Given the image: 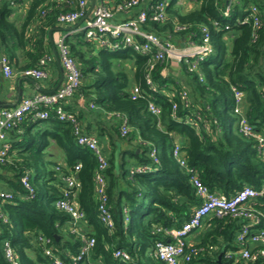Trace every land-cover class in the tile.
<instances>
[{
  "label": "trees",
  "instance_id": "1",
  "mask_svg": "<svg viewBox=\"0 0 264 264\" xmlns=\"http://www.w3.org/2000/svg\"><path fill=\"white\" fill-rule=\"evenodd\" d=\"M24 1L28 9L18 23L12 8ZM76 1L0 2V55L7 57L14 72L39 67L45 56L51 58L49 69L53 62L47 32L60 25L58 17L73 10ZM184 1L194 7L186 10ZM161 2L166 4L165 16L156 22L149 8ZM253 7L256 12L251 17ZM146 10L143 29L174 45L184 40L185 45L201 46L207 34L211 53L201 60L186 58L180 64L187 90L184 83L162 75L169 61L155 62L149 69L151 52L136 53L128 46L117 51L100 49L95 40L85 39L81 32L64 38L82 75L71 99H82L85 108L93 106L91 114L100 120L96 137L105 134L113 147L104 171L112 229L98 220L96 158L76 145L74 128L58 121L54 106L42 107L48 118L25 116L13 131L19 139L10 143L6 162L0 164V186L15 195L12 203L0 208V215L6 218L3 221L0 217V264H9L4 256L6 246L13 251L16 264H50L43 247L35 241L37 236L50 239L54 253L64 264H71L81 245L80 236L68 232L69 217L55 204L66 188L62 176L70 174L76 165L80 166L75 174L80 187L74 191V201L84 214L86 236L96 241L90 255L79 264H162L154 246L166 243L167 232L181 227L201 203L193 177L209 192L225 197L245 186L262 192L248 206L258 218L257 226L262 227L264 157L254 140L238 132L232 87L243 92L244 116L257 133L264 135V0H150ZM147 76L155 92L145 84ZM132 87L142 92L135 99ZM165 90L171 91V97L163 95ZM182 93L188 97L185 104L180 99ZM71 99L59 106L74 116L85 132L82 111L76 110V101L72 104ZM149 101L159 107L160 115L149 111ZM196 114L201 117L196 127L184 123ZM123 122L129 128L126 136L120 131ZM52 141L64 151L63 163L45 161ZM114 144H126L128 149L123 152L128 156L122 152L123 158L115 160ZM177 144L180 159L173 156ZM131 159L135 168L148 171L132 173ZM25 173L32 176L31 198H26L20 184ZM203 224L205 230L191 244L197 253L184 264H264V258L247 262L234 255L240 248L238 233L248 222L210 216ZM117 249L126 251L129 261L115 258ZM227 253L232 254L230 258H226Z\"/></svg>",
  "mask_w": 264,
  "mask_h": 264
},
{
  "label": "built area",
  "instance_id": "2",
  "mask_svg": "<svg viewBox=\"0 0 264 264\" xmlns=\"http://www.w3.org/2000/svg\"><path fill=\"white\" fill-rule=\"evenodd\" d=\"M8 1L15 2L18 0H0V2ZM56 2H65L66 0H54ZM143 0H125L113 7L101 0L95 4L90 10L88 0H77L75 8L68 12L62 13L58 17V22L61 25H75L80 22L75 32L84 34L85 39L95 40L98 42L100 49L108 51H117L131 47L136 53L146 54L151 52L152 62L149 69L154 67L155 62L163 63L164 61H173L174 64H181L186 58L196 57L201 60L204 55L211 53V47L208 44V36L205 33L203 44L201 46L185 45L180 47L174 45L168 39L158 37L154 33L145 31L143 25L147 20L148 12L143 9L136 13L133 18L119 20L115 19L117 14H127L138 7ZM230 2L232 0H229ZM165 2L156 4L150 7L153 11L151 19L159 22L165 16ZM256 12L253 7L251 9V17ZM228 9L224 12L226 16ZM57 56L63 72V83L54 91L49 93H37L30 97L21 99L16 106L0 109V164L6 162V157L11 146V141L7 139L9 133H12L18 128L22 120L27 115H33L35 119L46 120L48 114L45 110H40L42 107L47 108L54 106L56 118L61 123H69L74 128L76 145L90 151L97 161L95 171V193L98 200V220L108 230L113 227L112 216L108 210V197L105 193V178L104 171L108 167V160L103 154L99 145V140L96 136L86 134L82 130L76 118L72 115L65 114L59 106L62 102H67L80 86L82 81L81 71L79 66L71 55L68 47L64 44L63 38H58L54 42ZM51 61L49 56L43 57L39 61V67L27 69L22 72L23 76L36 81L44 80L48 77L49 69L47 64ZM151 61V60H150ZM193 68L195 65L192 66ZM14 76V71L6 56L0 55V88L4 80H9ZM145 84L151 92H155L156 88L149 76L145 79ZM234 107L233 114L237 117L236 126L238 132L247 139H252L256 142V150L259 155L264 157V135L257 133L254 127L248 122L243 113V98L244 94L236 86L232 87ZM133 99L139 97L142 92L137 87H132L131 90ZM180 99L185 104L187 102V94L182 93ZM93 108V106H91ZM148 109L153 115H160L159 107L152 101L148 102ZM172 110H176V105L172 106ZM192 118H187L185 124L196 127L195 123L201 122V117L196 114ZM121 135L126 136L129 128L126 123L121 125ZM19 133V132H18ZM180 146L177 144L173 150V156L180 159ZM153 161L154 151L151 153ZM184 165V161L180 162ZM80 166L76 165L73 171L65 176H62L61 181L66 186L62 190L60 198L56 201V207L68 215L69 220L66 224V229L70 234L80 236L81 245L78 253L71 258V264H79L85 257H88L95 246V238L87 237L85 232L81 230L84 223V214L78 209V205L74 201V195L80 187L79 182L75 178V174L79 171ZM59 170V167H56ZM132 173H145L147 168H133ZM32 176L25 173L20 178V184L23 192L27 195L26 198L33 197V187L31 184ZM192 184L196 191V196L201 200L199 206L194 209L190 218L182 224L181 227L170 229L167 234L169 240L166 243H157L154 246V254L162 264H184L188 262L191 256L196 255L197 250L188 245L187 238L195 230H198L203 222L210 216L226 217L244 220L248 224L243 225L237 236V241L240 244L238 257L247 262H254L257 259L264 258V222L262 227H258V218L254 212L248 209L250 203L254 202L262 192L245 186L230 197L214 194L209 192L197 177L192 178ZM15 200L14 192L0 188V208L5 204L12 203ZM3 221L5 217L0 215ZM35 241L43 247L44 256L50 259V264H64L63 260L54 253L53 246L50 244V239L42 236H37ZM191 248V249H190ZM231 253H227L226 258L231 257ZM5 259L9 264H16L13 251L6 246L4 249ZM113 256L125 262L129 261V255L126 251L117 249Z\"/></svg>",
  "mask_w": 264,
  "mask_h": 264
},
{
  "label": "crops",
  "instance_id": "3",
  "mask_svg": "<svg viewBox=\"0 0 264 264\" xmlns=\"http://www.w3.org/2000/svg\"><path fill=\"white\" fill-rule=\"evenodd\" d=\"M117 0H105V3H107L108 5H110L111 7H113L116 3ZM88 2L90 3L91 0H88ZM101 0H95V4L100 3ZM150 0H143L141 2V4L136 7L134 10L130 11L127 14H117L115 16V19L117 21L119 20H125V19H130L133 18L137 12L146 9V7L148 6ZM183 5L185 6L186 10L192 9L194 6L191 5L188 2H183ZM13 9V16L15 17V19L17 20V22H21L23 20V18L25 17L26 11L28 9V5L26 3V1H24V3L20 6L14 7ZM81 26V23L78 22L75 25H59L57 28L55 29H51L52 32V43L49 40V36H48V32H47V36H48V41L50 44V48H51V53H52V64L49 67V72H48V77L44 80H40V81H36L33 80L31 78H27L25 76H23L22 72L20 71H15L14 72V76L9 79V80H4L2 82V87L0 88V109L2 108H6V107H14L17 105V103L25 98V97H30L33 96L37 93H49L50 91H52L59 83L62 84L63 83V72L62 70L58 67L57 61H56V56L54 54V49L56 51V47H55V40L58 38H65L69 35H74L75 30ZM97 42V41H96ZM98 45V42H97ZM99 47V45H98ZM57 54V51H56ZM175 62H171L169 61L166 64V67L164 69H162V75L163 76H169L170 79H173L175 81H180L182 83H184L186 85V77L184 75L183 72H181L180 70V64H174ZM62 78L61 82L60 79ZM184 85V89H188V86ZM60 86V85H59ZM163 95L166 97H171L172 93L171 91H163ZM72 104H74V102L76 103L75 107L76 110L78 111H82L81 112V116H82V124H83V128L85 130L86 133L91 134L96 136V130L98 128V123L100 120H98L96 117H94V114H91V108H85L84 106V102L82 101V99L80 100L79 98L74 100L71 99ZM78 104V105H77ZM18 133V132H17ZM115 136H113V139ZM7 139L10 140L11 142L16 141L17 139H19V137L17 136V134H13L9 133V135L7 136ZM99 140V145L102 149L103 154L106 156V158H108V156H110V153H112V148L110 145V139L105 135H101L98 137ZM179 142L181 143L182 140H179ZM126 144H114V157L115 160L122 159L123 155L125 157L128 156V154L123 151H127V147L125 146ZM124 154H123V153ZM138 152V151H137ZM123 154V155H120ZM126 154V155H125ZM64 151L59 148L56 144L55 141H52L51 146L47 149L46 151V156H45V161H49V162H58V163H63L64 161ZM130 166L131 168H135L136 167V163L134 160H129ZM7 178H10L9 174L4 175ZM1 184V182H0ZM0 188H3L0 186ZM4 189V188H3ZM205 224H202V226L198 229L195 230L192 234H190L187 238V242L190 244H194L197 240V237L201 234L202 231L205 230ZM81 230L85 231L86 228L84 229V225H82ZM234 254V253H233ZM238 257V253L235 252V254Z\"/></svg>",
  "mask_w": 264,
  "mask_h": 264
},
{
  "label": "water",
  "instance_id": "4",
  "mask_svg": "<svg viewBox=\"0 0 264 264\" xmlns=\"http://www.w3.org/2000/svg\"><path fill=\"white\" fill-rule=\"evenodd\" d=\"M94 5H95V0H91V2H90V10L94 7ZM52 30L51 31H49V33H48V36H49V40H50V42L52 43ZM183 41L184 40H182V42H181V44H180V47H183L184 46V43H183ZM54 54H55V56H56V61H57V64H58V67L61 69V65H60V62H59V59H58V56H57V54H56V51H55V49H54ZM62 70V69H61ZM61 80H62V78L60 79V82H61ZM59 85H60V83L52 90V91H50V92H54L58 87H59ZM218 262H219V259H218Z\"/></svg>",
  "mask_w": 264,
  "mask_h": 264
}]
</instances>
